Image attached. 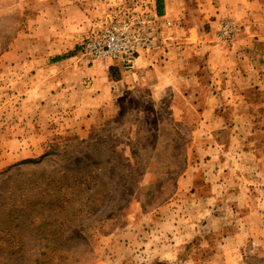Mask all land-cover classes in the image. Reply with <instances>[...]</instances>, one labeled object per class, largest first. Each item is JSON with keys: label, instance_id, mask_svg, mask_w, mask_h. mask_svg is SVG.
I'll use <instances>...</instances> for the list:
<instances>
[{"label": "rangeland", "instance_id": "1", "mask_svg": "<svg viewBox=\"0 0 264 264\" xmlns=\"http://www.w3.org/2000/svg\"><path fill=\"white\" fill-rule=\"evenodd\" d=\"M109 5L0 0V264H264V105L199 153L167 89L78 134L45 109L46 76L13 69V51L81 63Z\"/></svg>", "mask_w": 264, "mask_h": 264}, {"label": "crops", "instance_id": "2", "mask_svg": "<svg viewBox=\"0 0 264 264\" xmlns=\"http://www.w3.org/2000/svg\"><path fill=\"white\" fill-rule=\"evenodd\" d=\"M154 2L158 14L174 25V38L183 49L180 56L175 51L163 58L147 56L134 71L126 72L88 67L76 57L27 58L13 51L11 65L15 71L35 70L36 75L46 76L50 87L39 89L47 97L45 109L63 114L64 124L78 134L109 123L121 112V100L139 86L153 93L167 89L172 96L169 108L173 116L183 115L185 126L192 129L197 152L212 150L203 144L204 138L248 121L249 111H263L264 0ZM224 18L237 21L236 38L230 43L215 39ZM85 29L75 27L76 36H82ZM193 115L197 122L190 123ZM206 133L210 136L204 137Z\"/></svg>", "mask_w": 264, "mask_h": 264}, {"label": "built area", "instance_id": "3", "mask_svg": "<svg viewBox=\"0 0 264 264\" xmlns=\"http://www.w3.org/2000/svg\"><path fill=\"white\" fill-rule=\"evenodd\" d=\"M109 6L107 16L95 22L80 46L82 64L130 72L139 60L161 49L181 55L174 25L158 14L154 0H111ZM237 30L235 19H221L215 39L230 43L235 40Z\"/></svg>", "mask_w": 264, "mask_h": 264}, {"label": "trees", "instance_id": "4", "mask_svg": "<svg viewBox=\"0 0 264 264\" xmlns=\"http://www.w3.org/2000/svg\"><path fill=\"white\" fill-rule=\"evenodd\" d=\"M114 68V67H113ZM112 70V69H111ZM27 163H33V162H35V161H33V160H28V161H26Z\"/></svg>", "mask_w": 264, "mask_h": 264}]
</instances>
